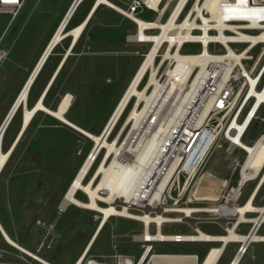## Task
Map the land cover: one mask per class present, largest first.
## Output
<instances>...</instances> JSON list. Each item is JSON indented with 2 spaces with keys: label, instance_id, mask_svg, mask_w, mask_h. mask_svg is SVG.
Wrapping results in <instances>:
<instances>
[{
  "label": "built area",
  "instance_id": "obj_1",
  "mask_svg": "<svg viewBox=\"0 0 264 264\" xmlns=\"http://www.w3.org/2000/svg\"><path fill=\"white\" fill-rule=\"evenodd\" d=\"M121 1L123 5L120 6L123 9L117 7L115 9L135 24V32L128 35V40L149 44L146 51L137 50V53L143 57V63L155 45V40L137 38L140 28L138 18H142L139 14L145 10L155 13V18L152 20L142 18L147 23L145 28L147 34L161 32V27L154 23L157 21L169 22L175 14V24L168 31L173 36L161 41L157 56L153 60V64L159 67L156 75L165 85L163 93L166 94L173 83L169 82L166 77L169 70H176L179 75L185 74L187 70L185 66L178 64L177 59L166 56L168 51L173 54L176 51L183 54H199L206 57L208 61L204 66H194L193 70L189 72L187 84L191 85L196 81L195 91L193 90V94L188 99L187 109L166 131L162 127L167 123L169 115L164 111L162 100H155L150 104H145V101L142 100L137 105V96L131 97L107 138L110 139L131 103L133 105L128 115L137 105L139 113H142L138 126L134 125L135 119H133L123 127L127 115L122 127L112 140L118 136L117 141H121L120 145L129 140L132 151L124 152L125 156L121 157V161H134L142 137L146 133L147 136H150L155 132L159 142L155 144L151 154L149 174L143 178L141 185L129 202H126L125 195L113 202L98 198L101 205L107 208L114 206L115 210L106 216L103 210L89 209L92 211L89 219L97 222L95 232L88 248L73 264H219L229 243L233 241H238L239 246L228 264H239L248 252L250 243L255 239L250 238L246 241L233 237L225 239L224 237L230 236L231 229L236 231L238 225L243 221L239 220L235 223L234 220L237 217L233 213H237L239 217L240 212L232 209V205H238L236 199L241 187L247 181L259 180L264 170L263 165L255 177L248 178L241 183L242 170L250 156V151L236 140V137L242 141L245 140L255 120L264 121V0H235L233 3L231 0H220L217 9L210 7V0ZM238 1L242 3L241 7H236L235 3ZM27 2L28 0H0V14H10L11 16L0 33V63H3L10 54V48L6 45L5 40ZM102 4L107 5L106 3L99 5ZM221 33L226 38L221 36ZM179 37L182 38V41H179ZM188 43L199 44L200 50L184 52V47ZM232 44H245V46L242 48L233 47ZM258 47L259 50L255 53L254 51ZM151 70L152 67H149L144 74L139 83L140 88L144 89L149 82ZM142 85L143 87H141ZM152 87L154 88V84ZM136 132L139 133L138 137H135L136 134L134 135ZM263 137L264 132L251 144L255 145ZM221 142H226L228 152H233L236 148L243 151L244 157L242 160L236 159L233 169L234 172L238 168L240 169V178L233 190L230 191L236 172L224 185L222 184L220 191L218 190L220 192L219 199L204 200L203 196L197 193L200 188L199 174L206 164L208 156ZM93 149L94 147L88 155L93 158V163L84 178L85 182L95 176L107 152V148L102 146L97 154L93 155ZM103 151L105 152L102 159L96 169L94 168L96 171L92 175V167L99 160ZM115 156L114 152L107 165L113 161ZM102 175L99 176L100 179ZM100 193L103 196L108 195L106 190H101ZM84 194L87 196L86 193ZM189 213L196 218L194 223L187 218ZM113 217H125L141 223V231L130 234L132 241L142 245L138 257L132 253L119 251L115 243L112 246V253L96 254L92 252L93 244L111 223ZM262 221L264 220L254 221L247 234L248 237L252 232L258 233ZM37 222L44 227L47 226V223L41 219H38ZM174 223L184 224L192 232L165 233L163 231L164 226ZM201 223L216 224L224 232H206L200 228ZM51 228V225L47 228L39 251L45 246L50 247L48 237ZM113 229L114 225H112ZM157 241L198 242L211 243V245L206 248L204 256L200 260L198 253L158 252L154 246V242ZM21 250L24 253L20 255V259L11 262V264H19V262L56 264L38 253L30 252L24 248ZM0 255L3 257V252ZM211 256L212 259L209 260ZM168 257H172V260H167Z\"/></svg>",
  "mask_w": 264,
  "mask_h": 264
},
{
  "label": "rangeland",
  "instance_id": "obj_2",
  "mask_svg": "<svg viewBox=\"0 0 264 264\" xmlns=\"http://www.w3.org/2000/svg\"><path fill=\"white\" fill-rule=\"evenodd\" d=\"M73 1L28 0L25 8L13 23L5 40L6 45L10 48V54L3 63H0V127L10 111L11 104H13L12 101L16 99L15 97H17L24 85L23 83L26 82L25 80H27L28 75H30L29 73H31L30 70L35 65L38 57L40 58L41 53L58 28V25L62 23ZM93 1L85 0L79 7L78 14L84 15ZM111 1L118 5H123L121 0ZM139 15L144 19L152 20L155 18V13L149 10H145ZM10 18V14H0V33L4 30ZM72 24L73 21L71 20L66 29H70ZM133 32H135V24L130 19L114 7L102 5L81 39V47H84L85 43H88L87 45L90 44L89 46L92 48H86L88 50L87 54L73 56L70 59L69 67L73 70L70 76L71 79L69 80V87L77 93L73 97L76 103L73 112L76 115L78 114L84 118H89L90 123H98L96 127L97 132L101 129L113 107L116 105L111 116L113 115L121 96L143 61V57L137 53V50L143 52L149 47V44L129 41L128 35ZM92 33L98 37L89 39L88 36L92 35ZM68 40L69 38L65 39L63 44L66 45ZM232 46L242 48L245 44H232ZM199 50V44L188 43L185 45L183 51L197 52ZM258 50L259 47L254 52L256 53ZM53 60L54 58L43 71L34 90L39 87L38 85L45 78L48 70L52 66ZM132 105L131 103V106L128 107L124 117L117 125L115 134L113 133L109 140H112L122 127ZM22 111L23 109L21 108V115L19 113V115H16L8 136L16 130V124L22 118ZM41 116L42 114L31 124L16 153L11 158L9 169L21 158L20 161L23 165L20 169L25 175L22 174L13 178L8 183V186L4 182L0 184V209L8 216L10 214L17 216L21 209L20 204H17L15 199L18 192H20L19 197L22 203H24V209L40 212V217L47 223V226L44 227L42 225L38 226L35 221L32 222L33 226L38 228V232L35 234L28 233L27 239L37 241L38 243L40 239H44L47 228L50 226V223H53L61 232L60 239L68 245L67 249L63 252V257L76 256L90 239L97 222L89 219V215L92 213L89 209L81 208L75 204H69L67 208L65 206V209H62L63 206L61 203H63L64 195L69 188V183L73 175L83 158L86 157L87 151L89 153L91 152L95 142L90 139L87 143L82 142L80 136L75 137V133H72V136L75 138L74 144L76 145L73 148L68 140L72 139V137H66L61 132L56 131L58 128L54 124H49L53 121L49 120V117L42 118L43 116ZM111 116L107 123L111 120ZM41 124L46 126V128L44 127L45 129L36 132V128ZM127 124H129V121L126 119L123 127L127 126ZM62 127L60 126V128ZM51 131L54 132L52 133ZM263 132L264 121L255 120L244 141L252 145L251 143ZM224 148L225 145L222 147L219 146L216 150L214 149L215 152L213 155L211 153L208 156L206 164L199 174L201 177L200 180L202 181L200 190L203 193H209L211 197L213 195V197H217L218 195L216 196V194L219 192L216 184L214 186L212 185L214 183L212 178L215 173L219 176L233 174V171L229 172V168L227 169L229 162H233L232 168L234 169L236 159L242 160L244 157V154L239 150L227 154ZM104 152H102L101 157L94 165L95 169L102 159ZM211 155L213 157L208 162ZM236 172L237 174L233 178L230 191L233 190L237 180L240 178V169L238 168ZM228 180L229 178L223 179L220 184L222 183L224 185ZM215 182H218V180ZM255 183L256 180L248 182L241 196L238 198L237 204L244 202ZM84 193L82 190H79L77 197L86 201L88 198ZM20 199H18L19 202ZM49 210L51 212L45 215L44 212L48 213ZM15 219L17 221V218ZM112 225H114L113 230ZM247 227L245 226V229ZM200 228L210 233L224 232L216 224L201 223ZM141 229L142 225L138 221L125 217H113L111 223L101 232L92 252L96 254L112 253V246L115 243L119 251L132 253L138 257L142 250V245L132 241L130 234L140 232ZM19 230L23 235L28 232L21 225ZM163 231L165 233L192 232L188 226L180 223L164 226ZM259 233H264V226ZM51 238L52 236L49 235L48 239ZM209 245L211 243L154 242L155 250L158 252H197L200 255V260L203 258L205 250ZM256 245L253 244L249 253L243 257L240 264L260 263L259 259L254 260L252 258V252L257 251L259 253L261 248L264 249V243L261 244L262 247L260 249ZM236 246L237 244L234 242L229 243L219 264L229 263ZM55 252V247L48 248L45 246L39 254L53 260L52 255ZM57 263L64 264L59 261ZM19 264H24V262H19Z\"/></svg>",
  "mask_w": 264,
  "mask_h": 264
},
{
  "label": "bare ground",
  "instance_id": "obj_3",
  "mask_svg": "<svg viewBox=\"0 0 264 264\" xmlns=\"http://www.w3.org/2000/svg\"><path fill=\"white\" fill-rule=\"evenodd\" d=\"M210 2H211L210 7L213 9L215 8L217 9V6L220 0H210ZM231 2L233 3L235 2V0H231ZM100 3H106L107 5L111 7H114V8L117 7L119 9H123V7L114 3L111 0H96V3L94 5L92 12L96 10V8L99 6ZM235 5H237L236 7H241L242 3L238 1L235 3ZM67 19L68 17L65 18V20L63 19L62 23L58 25V28L56 29L50 41L48 42L47 46L45 47L44 51L42 52L40 56L41 58H39L38 63L36 64V67L31 71L28 79L26 80L24 86L19 92L13 104L14 107L12 106V108L10 109L8 113L9 114L8 118L6 119V121L4 120L5 122H3V126L0 131V149H2L1 146H2L3 137H4L3 129L5 128L9 119L11 118L13 112L16 110V108L18 110L21 105L25 106L24 107L25 109L24 118H25V123H26L25 126H28L31 120L33 119L34 115L36 114V112L39 109H42L54 115L55 117L65 121L69 125L81 130L86 135H88L91 139H93L95 143H98L97 147L94 149L92 153L93 155L97 154L98 150L100 149L99 145L105 146L107 148V152L105 155V159L100 165L99 169L97 171L95 170L96 171L95 176L93 178L91 177L89 181L85 182L84 178L89 172V169L93 163V158L87 157L86 161L84 162L79 172L75 176L74 180L71 182L69 188L67 189V192L64 195L62 206L65 207L67 204L73 203L77 206L88 208V209L103 210L105 212V215L107 216L108 214H110L111 211H114L115 208L114 206L107 208L101 205L98 202V198H102L106 201L113 202L115 199H119V197L125 195L126 202H129L130 198L134 195L139 185H141L143 178L149 174L151 154L154 150L155 144L159 142V140L156 139L155 132L151 134L150 136H147V133H146L142 137V140L139 144L140 148H138L139 151L137 152L136 159L134 161L122 162L121 157H124L125 153L132 151V147L129 144V140L125 141L124 143L120 145L121 141L119 142L117 141L118 136L114 140H109L107 138V135H108L107 132L108 131L110 132V130L116 124L122 112L124 111L128 103L130 102L132 96H137L138 98L137 103H136L137 105L142 100L145 101V104L153 103L155 100H162L161 103L163 105L164 111L165 113L169 115V119L167 120V123L164 124L162 127V129L166 131L168 128H170L171 124L175 120H177V118L182 113H184L183 111L187 109L186 105H187L188 99L190 95H192L193 92L195 91L194 89L196 88V84H195L196 81L192 83L191 85L187 84L189 72H191L194 66L196 65L204 66V64L208 61V59L199 54H183L179 51H176L175 54H173L172 52L168 51L166 56H170L172 58L177 59L178 64L185 66L187 70L185 74H181V75H179L176 72V70H173V69L169 70L168 75L166 77L169 80V82L172 81L173 83L171 84V87L167 91V93L166 94L165 92L163 93L162 91L164 90L163 87L165 85H164V82L161 81L156 75L159 67L153 64V60L155 56H157V50H158V47L161 41L164 38L170 39V37L173 36V35H170L168 31L172 28V25L175 24L174 23L175 14L172 16L169 22H165V21L155 22L154 24L158 27H161L162 31L153 33V34H147L145 32L147 23L144 21V19L138 18V21L140 22V28L137 34V38L141 40H155V45L149 52V55L147 59L145 60V62L141 63L140 67L138 68L132 80L130 81L129 85L127 86L125 92L121 96L118 102V105L116 107V110L111 116V120L109 121L107 131L104 134H101V133L95 134L91 131H87L86 129L82 128L81 126L77 125L76 123L72 122L70 119L66 117L65 113L71 106L72 100L74 97V95L71 92H67L64 95L57 109L48 108L44 104L42 100L43 98H41L37 102V104H35L32 107H28L27 105L28 98H29V91H30L29 87L32 81L36 79L35 77L45 57L48 54H51L50 51L52 47L56 43L59 44L63 39L67 38L70 34H72V37L74 39L73 44H75L77 40L79 39V37L81 36L82 32L85 30V27L88 21V19H86L81 24L75 27H72L70 29H66L67 24L69 22L67 21ZM188 34H189V31H188ZM221 36H224V38H226V36L223 35V33H221ZM252 38H255V37H252ZM179 41H182L181 37H179ZM149 67H152L149 83L144 87V89H141L139 88V83L144 77V74L149 69ZM153 84H154V88L152 87ZM136 106L134 107V109H132L131 113L129 114L127 118V121L135 119L134 125L138 126V124L141 121L142 113H139V108H137ZM137 134L139 135V133L137 132L134 133L135 137L136 136L138 137ZM236 140L240 144L246 146V148L250 151V156L246 160V163L242 170L241 183H243L246 179L255 177L259 173L261 167L264 165V137L260 141H258L255 145L253 144L250 145L240 140L238 137H236ZM114 152L116 153V156L113 158V161L109 165H107L108 160L112 158ZM10 155H11V151L9 152L0 151V166L1 167L6 163ZM101 175H102V178L100 179L99 176ZM260 180H261L260 181L261 182L260 185H261L262 182L264 181V170L262 172ZM79 190H82L83 192L87 194L88 200L84 201L77 197V193ZM101 190H106L108 195L103 196L100 193ZM232 209L238 210L240 212V216L235 218L234 220L235 223H237L239 220H249V218L245 216V212L248 210H254V211L260 212L257 217L253 218L254 221L259 222L261 220H264V206L260 207V206L255 205L253 203V198H250L245 204L241 206L232 205ZM187 211H189V209H187ZM187 218L193 223L196 221V218L190 215V213L187 215ZM227 237H233L236 239H243L247 241L250 238L264 239V234H257V233L252 232L250 237H248L247 235L245 236L243 234L236 232L234 229H231L230 236H225L224 238L227 239ZM10 241L13 242V240L11 239ZM157 258L158 257H156V259ZM211 259H212V256L209 260ZM167 260L171 261L172 257H168Z\"/></svg>",
  "mask_w": 264,
  "mask_h": 264
},
{
  "label": "crops",
  "instance_id": "obj_4",
  "mask_svg": "<svg viewBox=\"0 0 264 264\" xmlns=\"http://www.w3.org/2000/svg\"><path fill=\"white\" fill-rule=\"evenodd\" d=\"M84 1L85 0H82L79 3V5L77 6V8L74 11L73 15L71 16L72 19L70 18V20L73 21L72 27H75V26L81 24L86 19H88L87 23L89 21L91 22L93 19H95L98 10L103 5V4L100 5V7H98V10L96 12H95V10L92 12V10L94 8V5L96 3V0H94L92 5L90 6V8L87 10V12L84 15H79L78 14L79 7L82 5V3ZM86 29H87V27H85V30L82 32L81 36L79 37V39L77 40V42L75 44H73L74 39L72 37V34H70L67 38H65V39L69 38L68 43L66 45L63 44V41L65 40V39H63L59 44H57L52 49L51 54L48 55L46 61L43 64V66L38 71V73H37V75L35 77L36 79L33 81V84H32V86L30 88L28 104H27L28 107L34 106L35 104H37V102L41 98H43L42 100H43L44 104L48 108L57 109L58 106L60 105V102H61L62 98L64 97V95L67 92L73 93L74 96L77 95L76 91L69 87V85H70L69 80L71 79L70 76H71L72 70H73L69 66H70V59L73 56H77V55L82 56L83 54H87L88 50L86 48H88V47L92 48L91 46H89L90 44L87 45L88 43H85L84 47H81V39L83 38V35H84ZM96 37H98V36L96 34H94V33H92V35L88 36L89 39H92V38L94 39ZM68 53H69V55H68ZM53 58H54V60H53L52 66L48 70L45 78L40 83V85H38L39 87H37V89L34 90V88H35L40 76L42 75L43 71L45 70V68L47 67V65L49 64V62ZM38 60H39V57H38ZM38 60L36 61L35 65L33 66L32 69H34L36 67V64L38 63ZM32 69L30 70V72L32 71ZM23 84H25V83H23ZM15 98H17V97H15ZM15 100L16 99H14L13 101L15 102ZM13 101H12V103L14 104ZM13 104H11V105L13 106ZM75 104H76L75 100L73 99L71 106L69 107V109L65 113L66 117L68 119H70L72 122L76 123L77 125L81 126L84 129H86L87 131H91V132H93L95 134H100V133L103 132V130H104L106 124H108L107 122H108V120H109V118H110V116H111V114H112V112H113V110L115 109V106H116L115 105L113 107V109H112L111 113L109 114L107 120L105 121V123L103 124L101 129L97 132L96 131V127L98 126V123H90L89 122V120H90L89 118H87V117L84 118V117H82V115L74 114L73 108H74ZM12 106H11V108H12ZM24 107H25L24 105H21L19 107L17 112H15V114L13 115L10 123L8 124V126L6 128V130L4 131V137H3V142H2V146H1L2 149H0V151H4V152L11 151V155L9 156V159L6 161V163L2 167L0 166V184L2 182H4L6 184V186H8V183L13 178H15V177H17L19 175H22V174L25 175L24 172H22V170L20 169L21 166L23 165V163L20 161L21 158L18 159L12 165L11 169H9V165H10L11 158L16 153V151H17V149H18V147H19V145H20V143H21L26 131L29 129V127L34 122V120L36 118H39L40 114H42V116H43V117L41 116L42 118L49 117L48 119L53 121L52 123H49V124H54V126L59 129V130L57 129L56 131L61 132L62 135L66 136V137H72V139H68V138L67 139L69 140V144L71 143L70 145H72L73 148L76 145L74 144L75 138L72 136V133H75L74 134L75 137L80 136V140L82 142H86L87 143L89 141V139L93 141V139H91L88 135H86L81 130L69 125L65 121L55 117L54 115H52L49 112H47L45 110H42V109H39L36 112V114L34 115L33 119L29 123V125L25 126L26 123H25V118H24L25 117L24 116L25 115ZM21 108L23 109L22 118L20 119V122H18L16 124V130L10 136H8V133H9L11 127H12V123H13L16 115L18 113L21 115ZM60 126H63L64 128L63 127L60 128ZM44 127L46 128V126H44L43 124L39 125L36 128V132L40 131L41 129H45ZM51 132L53 133L54 131H51ZM115 132H116V129L114 130L113 133L115 134ZM117 133H116V135H117ZM68 135H70V136H68ZM4 140H5V142H4ZM78 140H79V138H78ZM223 145H225L224 149H225V152L227 154H231V153H233V152H235L237 150H239V151H241L243 153V151L241 149H239V148H236L233 152H228V150L226 149V147H227L226 142H221V144L219 146L222 147ZM219 146H217L215 148V150L218 149ZM215 150L212 152V155L215 152ZM86 154L88 155L89 151H87ZM87 155H85L86 157L83 158L82 162L80 163L78 169L76 170V172L73 175V177H72V179H71L69 184H71V182L74 180L79 168H81L82 164L86 161L85 159H87V157H88ZM212 155L210 156L208 162L211 161V158L213 157ZM232 164H233V162H229V164H228L227 169L229 168V172L233 171ZM94 171H95V169H94V166H93L92 170H91L92 175L94 174ZM233 173H234V171H233ZM232 175L233 174L231 173V175H228V176H219V175H217L215 173L214 177L212 178V181H214V183L212 185L214 186V184H216L217 189L220 191V188L222 186V183L220 184V182L223 179L230 178ZM200 179H201V177H200ZM215 179L218 180V182H215L216 181ZM260 181L261 180H258V181L256 180V183L253 186V188L251 189V191H250L249 195L247 196V198L244 200V202L238 204V206H241V205L245 204L250 198H253V203L255 205L260 206V207L264 206V181L262 182L261 185H260V183H261ZM201 182L202 181L200 180V188L197 190L198 195L203 196L204 200H217V199H219L220 192H218L216 194V196L218 195L217 197H213L214 195L211 197V196H209V193H206V192L203 193L200 190L201 189V184H202ZM248 182L249 181H247L241 187L239 195H238V197L236 199V202H237L238 198L241 196L242 191L245 188V186L248 184ZM210 184H211V182H210ZM19 195H20V192H18V194L16 195V199H15L16 203L20 204V209H21V210L19 209L20 212H18L17 216H14V214H13L14 217L12 216V214H10L8 216L7 214H4L1 211V209H0V254H1V252H3V254H4L3 257H1V255H0V264H11V262L18 261L20 259V255H22L24 253L21 250V248H24V249H26V250H28L30 252H34V253H38V254H39V252H41L44 249V247H43L39 251V246H40V243H41V241L43 239H40L38 243H37V241H32L31 239H27L28 233L35 234L36 232H38V228L36 226L34 227L32 222L35 221V223L38 226L40 225L37 222L38 219L43 220L40 217V215H39L40 212H35V210H31V209H27V210L24 209V206H23L24 203H22V200L20 199ZM18 199H20V202L18 201ZM69 204H73V203H69ZM69 204H67L65 208H67L69 206ZM61 205H62V203H61ZM60 208H62V206H60ZM65 208L63 207L62 209H65ZM81 208H83V207H81ZM50 212H51V210H49L48 213L44 212V214L48 215ZM259 213L260 212L254 211V210L246 211L245 212V216L248 217L249 220L241 221V223L238 225L236 231L238 233L243 234V235L246 236L249 233V231L251 230V228H252V226L254 224L253 218L257 217L259 215ZM233 215L238 217L237 213H233ZM15 218H17V221H16ZM43 221H45V220H43ZM20 225L23 227L24 230L26 229V231H28L27 233H25V235H23L20 232V230H19ZM50 225L52 227L51 230H50V235L52 236V238L48 239V241L50 243V247H48V248H54V247L56 248V252L53 253V255H52V257L54 259L51 260V259H48V258L42 256V255L41 256L43 258L53 262V263H56V264H60V263H57V261L63 262L64 264H73L83 254V252L88 248L89 243H90V241H91V239H92V237L94 235V232H95V229H94L90 239L87 241V243L84 246V248L76 256H64L63 257V252L67 249L68 245L63 240L60 239V237H61L60 230L55 225H53V223H50ZM245 226H248V227L245 229ZM263 226H264V221H262L261 226L259 227L258 234H260L259 231L261 230V228ZM244 230H246V231H244ZM262 234H264V233H262ZM45 235H46V233H45ZM10 239L13 240L14 243L12 241H10ZM254 239L255 240H253L250 243V246L248 248V252L244 255V257L249 253V251L252 248L253 244H257L256 246L258 247V249H260L262 247L261 244L264 243V239H256V238H254ZM97 240H98V238H97ZM96 241H95V243H96ZM233 242L237 244V246L235 248V251H236L237 247L239 246V242L238 241H233ZM95 243L93 244L92 249H93ZM235 251H234V253H235ZM252 258L254 260L259 259V261H260L259 264H263L264 263V249L261 248V251L259 253L257 251L256 252H252ZM242 259H241V261H242ZM241 261H240V263H241Z\"/></svg>",
  "mask_w": 264,
  "mask_h": 264
},
{
  "label": "water",
  "instance_id": "obj_5",
  "mask_svg": "<svg viewBox=\"0 0 264 264\" xmlns=\"http://www.w3.org/2000/svg\"><path fill=\"white\" fill-rule=\"evenodd\" d=\"M81 1H82V0H74V1L72 2V4H71V6H70V8H69V10H68V12H67V14H66V16H65V18L68 17L67 21L70 20L71 16L73 15L74 11L76 10L77 6L79 5V3H80ZM65 18H64V20H65ZM56 44H57V43H56ZM56 44H55V45H56ZM55 45L52 47V49L55 47ZM52 49H51V51H52ZM51 51H50V53H51ZM48 55H49V54H48ZM48 55L45 57L43 63H42L41 66H40V69H41V67L43 66L44 62L46 61ZM40 69H39V70H40ZM34 79H35V78H34ZM33 81H34V80H33ZM33 81H32V83H31L29 89L31 88V86H32V84H33ZM72 94H73V93H72ZM13 107H14V106H13ZM16 110H17V108H16ZM16 110L13 112L11 118H12L13 115L15 114ZM8 116H9V114L7 115L6 119L8 118ZM11 118L9 119V121H8V123L6 124L5 128L3 129L4 131L6 130L8 124L10 123ZM6 119H5V121H6ZM5 121H4V122H5ZM2 126H3V124H2ZM2 126L0 127V131H1V129H2ZM107 127H108V125H107ZM107 127L105 128V130L103 131L102 134H104V133L107 131ZM108 133H109V131L107 132V134H108ZM97 145H98V143H94V146H93L94 149L97 147ZM102 146H103V145H99V148H101ZM94 149H93V151H94ZM235 174H236V172L233 173V175H235ZM257 222H258V221H257Z\"/></svg>",
  "mask_w": 264,
  "mask_h": 264
},
{
  "label": "trees",
  "instance_id": "obj_6",
  "mask_svg": "<svg viewBox=\"0 0 264 264\" xmlns=\"http://www.w3.org/2000/svg\"><path fill=\"white\" fill-rule=\"evenodd\" d=\"M98 7H100V5H99ZM98 7L96 8L95 12L98 10ZM71 19H72V18H71ZM70 22H71V20H70L69 23L67 24V27H68V25L70 24ZM89 24H90V21L87 23V26H86V27H88ZM113 30H115V29H113ZM78 42H79V41H78ZM76 45H77V44H76Z\"/></svg>",
  "mask_w": 264,
  "mask_h": 264
}]
</instances>
